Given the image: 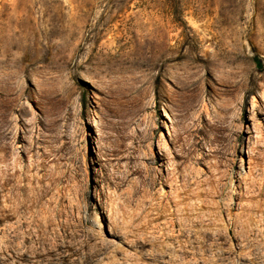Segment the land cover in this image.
<instances>
[{"label":"rangeland","instance_id":"obj_1","mask_svg":"<svg viewBox=\"0 0 264 264\" xmlns=\"http://www.w3.org/2000/svg\"><path fill=\"white\" fill-rule=\"evenodd\" d=\"M0 264H264V0H0Z\"/></svg>","mask_w":264,"mask_h":264}]
</instances>
